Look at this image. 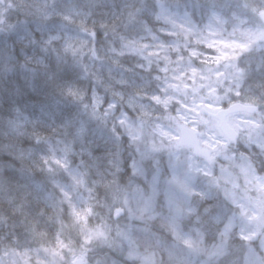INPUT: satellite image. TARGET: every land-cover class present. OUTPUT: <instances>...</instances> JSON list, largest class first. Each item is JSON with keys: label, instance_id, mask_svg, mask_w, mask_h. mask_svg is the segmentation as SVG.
<instances>
[{"label": "snow or ice", "instance_id": "6c2138e0", "mask_svg": "<svg viewBox=\"0 0 264 264\" xmlns=\"http://www.w3.org/2000/svg\"><path fill=\"white\" fill-rule=\"evenodd\" d=\"M99 7L0 0V81L24 82L0 125L46 193L9 197L0 264H29V252L35 264H156L132 237L155 239L157 225L173 264L180 250L264 264V0ZM125 53L139 59L125 68ZM29 94L43 99L30 107ZM113 233L128 242L119 261Z\"/></svg>", "mask_w": 264, "mask_h": 264}, {"label": "trees", "instance_id": "16d2710c", "mask_svg": "<svg viewBox=\"0 0 264 264\" xmlns=\"http://www.w3.org/2000/svg\"><path fill=\"white\" fill-rule=\"evenodd\" d=\"M80 3L86 4L89 2V0H79ZM123 0H96V3L98 6L101 5H107L108 7H99L98 11L107 13L111 10V5L116 4L119 5L122 3ZM178 2L183 3L184 0H178ZM222 2H225V0H222ZM226 2H229L226 0ZM233 3V2H230ZM234 4V3H233ZM119 10L118 8L116 9ZM196 22L199 24L200 21V13H197V15L194 18ZM206 18L204 19V21ZM203 21V22H204ZM89 27H91V24H89ZM227 29V32H231L232 29L230 26H225ZM148 41H142V43H147ZM237 43H240L241 41L239 38L236 39ZM201 50H204L205 52L212 54L214 53V50H208L206 48H201ZM86 51V50H85ZM85 63H88L87 57L84 58ZM139 59V57H135L133 53H125V56L120 57V62L123 64L125 68L130 67L135 60ZM174 59V57H173ZM98 67V66H97ZM17 80H19L18 76H14L11 78V80L6 85L3 81H0V112H3L7 108L6 102H13L16 97L14 89L16 87H23L24 82L20 81L19 84H17ZM103 95V92L100 93ZM43 99V96L41 95H33L29 94L25 98V102L29 104L30 107H36L37 105L32 104L33 101H40ZM175 114V113H173ZM160 115L159 112H156L153 114V116ZM22 138H18L14 133H12L9 129L3 127L0 125V219L4 217L3 209L4 207L10 203L9 197H15L16 199H20L21 197L26 196L27 199L31 202H36L39 198L41 201L43 200L46 193L40 191L35 187L36 184L43 185V180L41 179L39 173H35L33 178H29L26 176L23 172H21L22 168L27 167L26 161H22L21 159H18V153L22 148H26L27 146L21 143ZM66 182V180H65ZM48 191H51V187L49 186ZM90 223H95V221H91ZM65 224H67V221H65ZM157 231V229H154ZM7 231V228L4 226H0V241L3 239V233ZM47 233V230H42ZM54 231V230H53ZM161 231V230H160ZM74 232V230H72ZM71 234V233H70ZM115 234L113 233V238ZM168 240H170L168 238ZM212 241L209 237H206V243L210 244ZM32 248L38 247L40 245L36 244L35 242L32 243ZM44 247L52 246L49 243H44ZM3 247V243L0 242V248ZM121 246L117 248H113V253H116L113 255V259L119 261L120 256L118 255V249ZM16 251L18 253H22L25 251L23 248H16ZM0 255H2V252H0Z\"/></svg>", "mask_w": 264, "mask_h": 264}, {"label": "rangeland", "instance_id": "374dc122", "mask_svg": "<svg viewBox=\"0 0 264 264\" xmlns=\"http://www.w3.org/2000/svg\"><path fill=\"white\" fill-rule=\"evenodd\" d=\"M204 23H207V21H204ZM225 39H228V38L225 37ZM201 48L204 49L205 47L202 46ZM205 54L215 55V51L212 54H209L207 52H205ZM163 159H164V163L167 164V154L166 153L164 154ZM181 160H183V157H181ZM66 182H71V178L69 177V179ZM240 183L241 184L243 183L242 178L240 180ZM141 187H143V185ZM250 194L255 195V192H252ZM157 228L158 230H161L162 235L169 236V233L165 229L160 228L158 225H157ZM132 238L136 242L137 248L141 253L145 251L155 253L156 264H173V261L169 255V251H170L169 246L171 244V240L170 242H165L161 234L160 235L156 234V237L154 239L139 231L134 232ZM120 243L123 247L125 248L127 247V244H128L127 241L120 240ZM177 255L180 257L181 264H202V262L206 259V257L205 258L203 257L202 253L198 254V253L193 252L189 256V253L184 250H180L177 253ZM186 258H187V261H186ZM28 259H29V264H35L36 257L31 252H29ZM41 259H43V257H41ZM19 264H25V261L21 259L19 260Z\"/></svg>", "mask_w": 264, "mask_h": 264}, {"label": "bare ground", "instance_id": "6f19581e", "mask_svg": "<svg viewBox=\"0 0 264 264\" xmlns=\"http://www.w3.org/2000/svg\"><path fill=\"white\" fill-rule=\"evenodd\" d=\"M138 183H140V181H137ZM143 184L141 183V186H142Z\"/></svg>", "mask_w": 264, "mask_h": 264}]
</instances>
